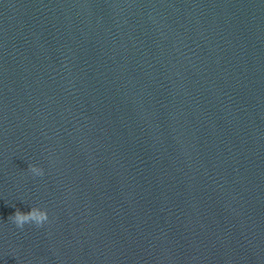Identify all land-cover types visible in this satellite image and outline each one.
Here are the masks:
<instances>
[{"label": "water", "instance_id": "water-1", "mask_svg": "<svg viewBox=\"0 0 264 264\" xmlns=\"http://www.w3.org/2000/svg\"><path fill=\"white\" fill-rule=\"evenodd\" d=\"M0 264H264V0H0Z\"/></svg>", "mask_w": 264, "mask_h": 264}, {"label": "clouds", "instance_id": "clouds-1", "mask_svg": "<svg viewBox=\"0 0 264 264\" xmlns=\"http://www.w3.org/2000/svg\"><path fill=\"white\" fill-rule=\"evenodd\" d=\"M28 170L37 176H42L44 174L43 169L36 165H28ZM8 219L19 229H23L25 224H35V226L41 227L44 222L48 220V213L45 209L38 207H32L30 211L26 213L17 209Z\"/></svg>", "mask_w": 264, "mask_h": 264}]
</instances>
